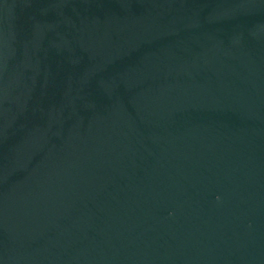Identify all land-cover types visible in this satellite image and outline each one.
I'll return each mask as SVG.
<instances>
[{
    "label": "water",
    "instance_id": "water-1",
    "mask_svg": "<svg viewBox=\"0 0 264 264\" xmlns=\"http://www.w3.org/2000/svg\"><path fill=\"white\" fill-rule=\"evenodd\" d=\"M0 264H264V0H0Z\"/></svg>",
    "mask_w": 264,
    "mask_h": 264
}]
</instances>
